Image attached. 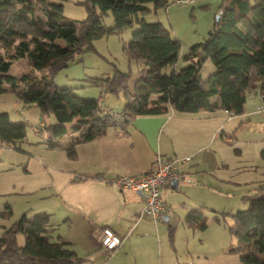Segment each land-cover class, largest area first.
<instances>
[{
	"label": "trees",
	"instance_id": "16d2710c",
	"mask_svg": "<svg viewBox=\"0 0 264 264\" xmlns=\"http://www.w3.org/2000/svg\"><path fill=\"white\" fill-rule=\"evenodd\" d=\"M62 1V0H60ZM87 17L80 24L68 19L63 5L53 0H0V94L11 90L42 113H53L55 121L44 128V143L62 148L74 157L76 146L107 133L112 127H125L137 116L178 112L196 113L222 108L242 114L252 86L260 82L264 104V0H223L220 18L208 37L190 47L184 56L190 64L180 71L164 73L175 66L181 43L162 22H149L145 15L168 0H85ZM112 13L115 26L106 28L104 16ZM139 24L124 45L129 57L146 66L130 86V73L116 65L108 78H95V84L124 95L120 116L110 113L100 97L77 96L73 88L58 87L54 76L80 53L96 50L94 40ZM26 57L30 66L44 73L16 76L10 73L14 60ZM215 71L201 75L205 59ZM76 124L68 127L69 123ZM72 131V137L60 142ZM26 124L12 122L8 112L0 113V140L16 144L26 137ZM80 132L79 134H76ZM264 154V150H263ZM258 192L245 196L248 207L235 214L231 233L237 239L232 250L242 264H264V183ZM10 206V205H8ZM170 221V220H169ZM186 222L194 228L207 223L201 208L191 210ZM175 227L169 226L173 239ZM50 214H23L0 235V264H84L71 242L52 239ZM24 234L20 245L18 235ZM103 248V247H102Z\"/></svg>",
	"mask_w": 264,
	"mask_h": 264
},
{
	"label": "rangeland",
	"instance_id": "374dc122",
	"mask_svg": "<svg viewBox=\"0 0 264 264\" xmlns=\"http://www.w3.org/2000/svg\"><path fill=\"white\" fill-rule=\"evenodd\" d=\"M84 1L53 0L61 3L65 16L77 24L87 17ZM168 3L157 8L149 3L152 10L145 18L149 22H162L181 43L178 62L163 70L170 74L173 69L180 71L190 64L184 56L191 46L202 42L214 29L223 0H195L190 5L178 4L175 0H168ZM103 22L106 28L114 27L113 14L104 16ZM138 28L139 24L135 23L121 32L95 39L96 50L77 54L55 74V84L61 88H73L79 97H100L103 106L109 105V108L118 111L124 95L94 82L95 78L111 76L116 65L130 73L129 84L134 86L146 65L131 59L124 45ZM214 71V63L209 58L205 59L201 75L207 77ZM29 72L38 78L44 73L43 70L33 69L26 57L13 61L10 73L21 76ZM261 106L264 107V104L260 92L256 91L247 99L244 110L247 113L235 115L224 110L223 130L213 138L215 142L211 147L202 150L205 158L217 154L218 162L210 161L208 170L191 175L188 178H194L193 181H181L178 190L170 191L173 193L168 195L171 218L168 222H160L162 230L155 229L156 239L134 236L127 249L110 252L99 250L101 243L97 233L101 229L99 226L105 225L102 220H118L120 210L100 219L98 224L90 225L85 220L84 210L76 200L78 195L74 194V199L68 198L65 193L68 181L60 172L80 171L78 165L83 159L78 156L76 160L65 151L49 148L44 143V128L55 121L54 114L42 113L37 105H28L13 91L7 90L0 94V113L8 112L12 122H24L27 133L25 139L16 144L0 140V235L5 227L11 226L23 214L33 216L47 212L50 214L52 239L62 236L64 241L71 242L70 246L79 256L88 258L84 264H135L134 254L151 249L156 253L162 249L170 257L178 254L187 256L188 252H194L202 264H240V254L232 250L237 246V239L230 227L234 224L233 214L248 207L245 196L256 194L258 190L255 188L261 178L264 179V114L259 111ZM74 124L76 121L69 123L68 127ZM70 132L69 129L68 136L60 142L70 139ZM83 148L84 145H79V149ZM83 156L81 153L80 157ZM124 191L132 192L131 189ZM196 206L203 211L207 223L205 228H192L185 224L186 214ZM170 225L176 228L173 239L169 236ZM18 242L25 244L24 234L18 235ZM90 252L93 254L89 255Z\"/></svg>",
	"mask_w": 264,
	"mask_h": 264
},
{
	"label": "crops",
	"instance_id": "0c3cea01",
	"mask_svg": "<svg viewBox=\"0 0 264 264\" xmlns=\"http://www.w3.org/2000/svg\"><path fill=\"white\" fill-rule=\"evenodd\" d=\"M252 87L248 97L256 91L260 92L263 103L260 82L255 83ZM123 106L124 100L121 102L118 111L121 112ZM261 107H259V111L264 114V107ZM225 112L222 108H216L214 110H201L196 113L176 111L137 116L125 127L109 128L105 135L78 144L74 157L67 153L70 158L83 159V162L80 161V165L77 164L81 167L80 171L74 169L73 171L60 172L68 181L65 188L68 198L70 196L74 199V194L78 195L76 200L78 206L84 210L85 220L90 225L98 224L97 221L100 219L110 217L111 214L120 210L118 220H102L105 225L99 226L100 228L105 226L112 228L122 238V244L110 252L120 248L127 249L131 238L134 236L143 238L149 236L151 239H156L155 229L162 230L160 222H163H155L147 217H142L143 196L132 189V192H125L124 189L129 188L121 187L114 179L123 175H137L148 170L158 155L170 158L191 156L187 163L178 167L183 175L178 181L177 188L170 184L162 189V198L168 205L167 214L169 215L172 208L168 201V195L172 196L173 194L170 191L178 190L181 181L185 183L193 181L194 178H188L191 175L208 170L210 161L218 162L219 158L215 157L217 154H211L213 157L205 158V153L202 150L211 147L215 142L212 141L213 138L218 132H221L220 130H223ZM70 134L72 135L71 132ZM81 144L84 145L82 150L79 149ZM51 149L66 152L62 148ZM81 153L84 155L83 157H80ZM261 181L264 179L261 178L260 183ZM255 189L257 190V187ZM196 208L200 207L196 206L191 210ZM185 224L187 227H191L187 224L186 217ZM99 232L97 233L98 236ZM60 237L62 239V236ZM102 249L104 248L100 246L99 250ZM92 254L90 252L89 255ZM196 256L194 252H188L187 256L178 254L176 257H170V255L164 254L162 249H159L157 253L151 249L140 254L136 253L133 258L135 264H202V260Z\"/></svg>",
	"mask_w": 264,
	"mask_h": 264
},
{
	"label": "built area",
	"instance_id": "2783aa9c",
	"mask_svg": "<svg viewBox=\"0 0 264 264\" xmlns=\"http://www.w3.org/2000/svg\"><path fill=\"white\" fill-rule=\"evenodd\" d=\"M195 0H175L182 5H190ZM263 108V107H261ZM113 115H121L120 111L109 110ZM190 156L181 158H170L158 155L153 165L146 171L133 176H119L114 181L123 188H129L139 192L144 199V205L141 210V216L152 219L155 222L165 220L168 205L162 198V189L170 185L174 180H180L182 173L178 167L187 163ZM101 246L113 251L122 244L121 236L112 228L105 226L99 232Z\"/></svg>",
	"mask_w": 264,
	"mask_h": 264
},
{
	"label": "water",
	"instance_id": "95a60500",
	"mask_svg": "<svg viewBox=\"0 0 264 264\" xmlns=\"http://www.w3.org/2000/svg\"><path fill=\"white\" fill-rule=\"evenodd\" d=\"M219 18H220V15L217 16V21L219 20ZM178 181H179V180H177V179L174 180V181L171 183V185H172L174 188H177V186H178ZM138 193H139V192H138ZM169 218H170V215L167 214V215L165 216V221H169Z\"/></svg>",
	"mask_w": 264,
	"mask_h": 264
},
{
	"label": "bare ground",
	"instance_id": "6f19581e",
	"mask_svg": "<svg viewBox=\"0 0 264 264\" xmlns=\"http://www.w3.org/2000/svg\"><path fill=\"white\" fill-rule=\"evenodd\" d=\"M114 116H117V117H118V116H120V115L117 114V115H114ZM190 157H191V156H190Z\"/></svg>",
	"mask_w": 264,
	"mask_h": 264
}]
</instances>
